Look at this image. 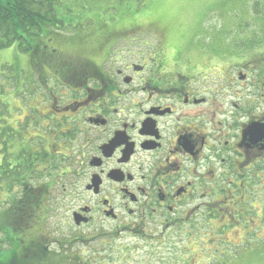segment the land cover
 Returning <instances> with one entry per match:
<instances>
[{
  "label": "flooded vegetation",
  "instance_id": "flooded-vegetation-1",
  "mask_svg": "<svg viewBox=\"0 0 264 264\" xmlns=\"http://www.w3.org/2000/svg\"><path fill=\"white\" fill-rule=\"evenodd\" d=\"M141 25L16 46L27 95L13 99L10 124L27 141L12 165L22 150L35 156L28 139L53 158L73 152L64 210L90 232L92 264L248 261L264 245V40H220L239 55L226 68L194 40ZM141 28L157 40H130Z\"/></svg>",
  "mask_w": 264,
  "mask_h": 264
},
{
  "label": "trees",
  "instance_id": "trees-1",
  "mask_svg": "<svg viewBox=\"0 0 264 264\" xmlns=\"http://www.w3.org/2000/svg\"><path fill=\"white\" fill-rule=\"evenodd\" d=\"M260 5L257 3L254 10L256 29H247L257 35L256 40H264V7ZM65 18L61 0H0V50L19 45L26 53L27 40L59 39L64 36L62 31L73 27L71 20L66 22ZM1 94L6 100L0 99V233L5 235L3 243L8 242L10 247L0 251V264H92V259L77 254L73 244L86 243L91 238L79 232L69 240H63L48 232L50 222L53 226L52 191L57 186L63 190L60 181H69L73 177V173L66 169L71 166L74 171L73 163L69 157L63 159L61 168L56 157H51L45 149L39 152L30 146L27 149L34 151L35 156L22 150L19 154L21 162L18 166L12 165L10 157L14 161L17 154L13 152L11 155L8 149L17 146L7 121L12 116V101L7 102L11 93ZM10 142L12 145L9 146ZM55 142L59 144L60 140ZM43 163L45 169L41 171L38 164ZM62 169L60 175L58 171ZM38 177H43V181ZM72 223L75 225L73 220Z\"/></svg>",
  "mask_w": 264,
  "mask_h": 264
},
{
  "label": "rangeland",
  "instance_id": "rangeland-1",
  "mask_svg": "<svg viewBox=\"0 0 264 264\" xmlns=\"http://www.w3.org/2000/svg\"><path fill=\"white\" fill-rule=\"evenodd\" d=\"M257 3L261 4L260 7H264V0H61L62 13L64 17H67L65 18L67 21L71 20L70 23L74 27L69 28L70 31L80 32L92 27L93 23L87 20L97 22L111 17L117 19L119 14H124L126 17L120 19L121 21L137 20L140 24L149 23L151 29H161L166 33V38L169 40H194L197 54H202L203 49H208V55L219 57L226 68L236 62L239 55H235V52L230 51L220 40H228L229 44H239L241 40L252 43L256 40L257 35L253 31L248 32L247 29H256L254 10ZM69 30L67 33L70 32ZM144 38L157 40V35L144 33L142 28L131 31L130 40H144ZM228 53L232 55H227ZM14 55H16L14 47L0 50V99L3 101L6 98L1 93L7 91L13 93V85L15 88ZM207 63L212 64V61ZM211 80H217V76L214 75ZM8 96L10 98L7 102H10L11 95ZM14 143L16 146L20 144L17 141ZM10 145H12L11 142ZM72 148L73 146L69 149ZM13 152L14 150L10 147L8 153L12 155ZM10 161L13 162L12 156ZM62 172L63 170L58 171L60 175ZM73 179L71 177L70 180ZM51 198L54 202L53 226L51 227L50 222L48 232L52 236L62 237L63 240H69L71 236L82 232V229L73 225L71 212L64 210L74 205L68 202L67 195L62 192L60 186L54 187ZM52 228L54 230L56 228L55 232L51 230ZM84 234V237L90 236V232ZM5 240V235L0 233L1 252L10 247L8 242L3 243ZM73 244L77 254L84 257L91 255L90 250L95 245L94 242ZM258 249L257 254L254 252L253 258L248 261L243 262V258L234 257L230 260V264H264V245ZM230 255L234 256L233 253L228 254Z\"/></svg>",
  "mask_w": 264,
  "mask_h": 264
}]
</instances>
